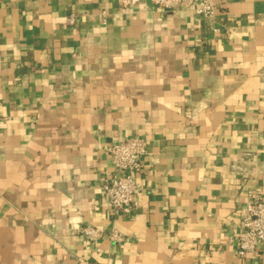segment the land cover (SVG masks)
<instances>
[{"label":"crops","instance_id":"1","mask_svg":"<svg viewBox=\"0 0 264 264\" xmlns=\"http://www.w3.org/2000/svg\"><path fill=\"white\" fill-rule=\"evenodd\" d=\"M214 1L218 33L197 4L0 0V264L247 263L244 209L264 198V0ZM136 136L138 205L112 218L107 146ZM87 225L124 240L89 241Z\"/></svg>","mask_w":264,"mask_h":264},{"label":"built area","instance_id":"2","mask_svg":"<svg viewBox=\"0 0 264 264\" xmlns=\"http://www.w3.org/2000/svg\"><path fill=\"white\" fill-rule=\"evenodd\" d=\"M158 8L170 9L175 6L190 7L197 4L198 14L201 20L213 33L220 31L216 23L217 4L214 0H149ZM146 4V0H121L125 8H133ZM103 24L108 21L106 10L101 11ZM69 25L77 22L76 13L67 17ZM107 152L112 162V168L105 171L102 181L104 204L112 218H131L137 208L138 183L135 175L142 171L143 157L146 153L145 140L141 137H132L123 141L111 142L107 146ZM79 232L89 241H96L101 237H107L113 242H122L124 235L116 227L107 231L99 227L87 225L79 229ZM264 243V198L257 192L250 194L242 218V233L239 237L238 253L247 259L246 264H258L256 255L258 247ZM76 264H97L78 256Z\"/></svg>","mask_w":264,"mask_h":264}]
</instances>
